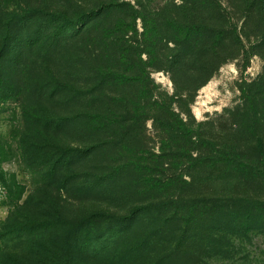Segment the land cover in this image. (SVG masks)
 I'll list each match as a JSON object with an SVG mask.
<instances>
[{
  "label": "rangeland",
  "instance_id": "374dc122",
  "mask_svg": "<svg viewBox=\"0 0 264 264\" xmlns=\"http://www.w3.org/2000/svg\"><path fill=\"white\" fill-rule=\"evenodd\" d=\"M87 208V264H264V0H0V264Z\"/></svg>",
  "mask_w": 264,
  "mask_h": 264
},
{
  "label": "trees",
  "instance_id": "16d2710c",
  "mask_svg": "<svg viewBox=\"0 0 264 264\" xmlns=\"http://www.w3.org/2000/svg\"><path fill=\"white\" fill-rule=\"evenodd\" d=\"M56 16V18L60 19V16L58 14L54 15ZM62 18V17H61ZM219 32V31H217ZM3 44V42H2ZM3 46V45H2ZM41 119L43 123H45L46 126V131H44L43 133H41V135L43 136V139L41 137H39V141L37 142L38 144V153L40 156H42L43 158H46L47 156H50L53 160L54 157L58 156L60 154V151L58 150L59 148H57V146H47L46 143L50 144L48 141H45L44 136H46V133L49 130L48 124H50V122H47V114H45L44 112L40 114ZM49 121V120H48ZM49 135V134H47ZM47 137V136H46ZM109 137V136H108ZM114 138H107L106 140H103L101 142H98L96 144V147H106L108 148V151H115V149L118 148L119 144H117L116 142H113ZM90 170H96V171H100L102 172L104 175L102 176H106L105 178H113L116 176L117 171L115 170L113 165L108 164L107 160H102V162L97 161V164L95 166H90L89 167ZM142 169V168H141ZM69 173H70V178L72 179H76L77 180H81V179H86L87 175L84 172H81L78 170V168L76 167V165H72L69 169ZM151 171H147V173H144L143 175V181L148 180V178L151 177ZM45 175V174H44ZM153 180L151 181V187H149L150 189H159L161 190V188H164V192L169 193L170 192V187H173L172 185H168L167 187H163L166 186V181H159L156 178H152ZM83 182V181H82ZM161 187V188H160ZM115 190H112L111 194H117L115 193ZM175 194H172L170 197H173ZM106 199H108V197H110V195H106ZM79 198L80 201H83L85 198L84 196L81 197H77ZM141 198V196L139 197ZM139 202H141V199H136ZM79 215L78 217L74 218L72 223L69 225V227L71 228L70 232L68 233V235L66 236L64 233H59L57 235V238L54 239L53 238H47L46 239V243L43 244V248L41 249L42 252L51 255V257L48 258V255H46L47 258H45V260H52L53 257H57L58 260L57 261H53L56 264H87V259H85L83 257V252H86L84 250H87L91 247V241L89 244L87 243V235L91 234L92 232H97L95 234L99 233V229L98 227H96V223L97 221H99L100 218L103 219H111L112 221L115 220L112 216H114L115 214L108 212H101L97 209H92V208H87L86 212H79L76 213L75 216ZM81 215V216H80ZM110 217V218H109ZM116 217V216H115ZM34 227V226H33ZM34 239V241L36 240V235H33L32 233H29L28 235H26V237H28V241L30 242V244H34L35 242L31 239V236ZM46 234L41 235V237L45 236ZM150 235V234H148ZM149 239L152 238V236H148ZM35 236V237H34ZM68 245V248L65 247V245ZM50 244V245H49ZM65 247V250L67 251L66 253H63V249ZM29 264H39L41 262L40 259H35L34 257H32V259H29ZM12 264H21L20 262L18 263H12Z\"/></svg>",
  "mask_w": 264,
  "mask_h": 264
}]
</instances>
